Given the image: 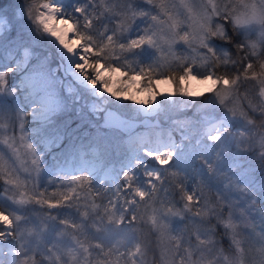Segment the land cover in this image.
I'll use <instances>...</instances> for the list:
<instances>
[{
	"label": "snow or ice",
	"instance_id": "snow-or-ice-1",
	"mask_svg": "<svg viewBox=\"0 0 264 264\" xmlns=\"http://www.w3.org/2000/svg\"><path fill=\"white\" fill-rule=\"evenodd\" d=\"M0 182V264H264V0H0Z\"/></svg>",
	"mask_w": 264,
	"mask_h": 264
},
{
	"label": "rangeland",
	"instance_id": "rangeland-1",
	"mask_svg": "<svg viewBox=\"0 0 264 264\" xmlns=\"http://www.w3.org/2000/svg\"><path fill=\"white\" fill-rule=\"evenodd\" d=\"M5 62H7V61H5ZM210 87H211L210 84H199V83H197L195 81H192V82L189 83L190 90L197 97H200V99H202V100L203 99L207 100L209 98V96L211 95L208 92V89ZM172 91H173V86L171 84H166V90L165 91H159V92L163 96V95H169L170 93H172ZM201 93H204V96L201 97L200 96ZM132 94L135 96V100L124 101V103L130 104L134 108H140V107H142V104H137L135 102L136 100H139L140 101V99H142V98H144L146 96L148 97V99L150 98L149 95L146 94V93H140L139 95H136L135 91H133ZM162 96L161 97H157L156 99H161ZM170 98L174 99V96L173 97H170ZM110 99H113V98L110 97ZM166 114L167 113H162L161 116H164ZM176 115H177V112H171L168 115H166L165 117H161L160 116V119L162 118V120H164L168 116L175 117ZM174 133L176 134V136L178 138V136H179L178 130H175L174 129ZM254 167L257 168V166H255V165H254ZM0 187H2V182H0ZM49 190L51 191V189H49ZM210 195H212L214 197V193H212ZM39 211H42V210H39ZM54 211H57V210H54ZM180 227L183 228L184 225L181 224ZM140 229H142V230H139V229L137 231L124 230V231H122V232L119 233V236L118 237L116 236V230L115 229H113V231L112 232H109V233H101V235L104 236L106 239H110L113 243H116V245L118 247H122L125 243H131L137 235L140 236L141 241L143 243L147 244L148 240L152 238L151 233H150V228H149V226L141 225L140 226ZM227 243L228 242L225 240L224 241L225 248H227ZM120 264H125V261L124 260H121L120 261ZM146 264H154V262L152 260V251L151 250L149 251V254L146 257Z\"/></svg>",
	"mask_w": 264,
	"mask_h": 264
},
{
	"label": "trees",
	"instance_id": "trees-1",
	"mask_svg": "<svg viewBox=\"0 0 264 264\" xmlns=\"http://www.w3.org/2000/svg\"><path fill=\"white\" fill-rule=\"evenodd\" d=\"M15 3H16V0H3V4H4V8H5V10H8V6H9V4H15ZM252 94H253V90H252L251 88H249V95H252ZM174 99L179 100V99H181V97H179V96H174ZM203 100H205V99H203ZM171 112H175V111L167 112L166 115H168V114L171 113ZM166 115L161 116V117H165ZM161 120H162V118H161ZM253 164H254L255 166H257V169H259V164H258V162L253 161Z\"/></svg>",
	"mask_w": 264,
	"mask_h": 264
},
{
	"label": "bare ground",
	"instance_id": "bare-ground-1",
	"mask_svg": "<svg viewBox=\"0 0 264 264\" xmlns=\"http://www.w3.org/2000/svg\"><path fill=\"white\" fill-rule=\"evenodd\" d=\"M191 82H192V81H191ZM158 90H159V91H165V90H166V84H160V85L158 86ZM147 99H148V97L146 96V97L140 99V101H145V100H147ZM142 107H146V105L142 104Z\"/></svg>",
	"mask_w": 264,
	"mask_h": 264
},
{
	"label": "water",
	"instance_id": "water-1",
	"mask_svg": "<svg viewBox=\"0 0 264 264\" xmlns=\"http://www.w3.org/2000/svg\"><path fill=\"white\" fill-rule=\"evenodd\" d=\"M52 211H54V210H52Z\"/></svg>",
	"mask_w": 264,
	"mask_h": 264
}]
</instances>
